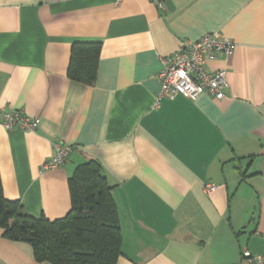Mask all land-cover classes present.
<instances>
[{
  "label": "crops",
  "instance_id": "1",
  "mask_svg": "<svg viewBox=\"0 0 264 264\" xmlns=\"http://www.w3.org/2000/svg\"><path fill=\"white\" fill-rule=\"evenodd\" d=\"M161 2L0 0V112L39 119L35 131L0 124L3 195L61 218L68 176L94 160L117 209L116 264H246L243 250L264 255V0ZM213 32L235 44L206 62L226 71L223 98L154 107L160 56ZM78 41L101 44L92 85L66 75ZM57 142L73 150L43 171ZM0 264L50 263L0 229Z\"/></svg>",
  "mask_w": 264,
  "mask_h": 264
},
{
  "label": "trees",
  "instance_id": "2",
  "mask_svg": "<svg viewBox=\"0 0 264 264\" xmlns=\"http://www.w3.org/2000/svg\"><path fill=\"white\" fill-rule=\"evenodd\" d=\"M101 44L78 41L71 45L67 77L92 85ZM70 206L65 216L34 218L19 201L7 200L0 181L2 236L27 243L38 262L50 264H116L121 255V233L111 185L97 161L88 160L67 178Z\"/></svg>",
  "mask_w": 264,
  "mask_h": 264
},
{
  "label": "built area",
  "instance_id": "3",
  "mask_svg": "<svg viewBox=\"0 0 264 264\" xmlns=\"http://www.w3.org/2000/svg\"><path fill=\"white\" fill-rule=\"evenodd\" d=\"M158 9H163L161 0H150ZM235 44L223 39L219 33H206L194 40L182 41L176 49L161 55V70L158 74L159 91L155 96L154 107L162 99L181 96L196 100L200 95L207 94L214 99H222L227 88L226 71H209L208 60L228 57L233 53ZM0 124L8 131H35L39 119L30 118L22 111L11 110L0 112ZM73 147L60 142L53 144V155L42 165L47 171L62 165ZM205 193H212L216 186L206 183ZM241 258L246 264H264V255H253L243 250Z\"/></svg>",
  "mask_w": 264,
  "mask_h": 264
}]
</instances>
